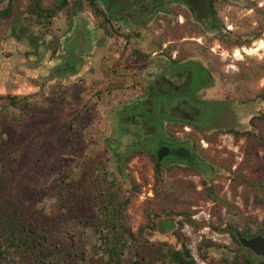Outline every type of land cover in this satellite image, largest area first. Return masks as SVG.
I'll return each instance as SVG.
<instances>
[{
	"label": "rangeland",
	"instance_id": "374dc122",
	"mask_svg": "<svg viewBox=\"0 0 264 264\" xmlns=\"http://www.w3.org/2000/svg\"><path fill=\"white\" fill-rule=\"evenodd\" d=\"M37 2L49 10L61 0H14L10 14L0 21V177L6 196L22 200L26 208L38 215L62 218L77 198L93 197L109 188L119 199H131L126 213L134 235L157 219L158 230L168 232L151 231L149 237H164L162 240L168 243L172 236L184 238L196 264H239L243 256L264 264V256L238 246L229 233L213 229L212 224L218 221L215 204L204 196V182L209 181L233 206L243 238H264V189L238 182L235 174L264 182V147L252 138L235 137L228 130L220 136L209 135L210 142L205 141L208 146H202V155L213 174L205 179L183 167L170 171L172 166L167 165L159 176L164 183L159 185L155 163L149 159L152 150L137 153L139 148L127 146L136 134L142 140L148 136L150 142L156 135L155 125L149 124L141 109H130L122 125L109 113L114 104L119 103L122 108L128 101L140 100L141 95L105 94L95 108L97 99L91 91L70 95L65 83H48L47 78H38L40 67L48 62L44 45L41 51L45 55L40 64L35 63L33 53L38 39L48 42L63 35L67 62L76 69L85 66L87 53L81 55L76 50L81 44L89 48L94 39L85 17H77L72 31L66 33L74 22L75 9L82 7L87 12L90 1L69 0L68 7L52 22L35 16L33 8ZM245 6L246 0L228 1L221 14L226 33L209 37L206 47L198 44L196 52L214 59L219 79L224 80L228 128L264 133L263 121L257 122V128L250 124L252 117L264 112V102L255 98L264 88V73L249 82L243 78L248 69L264 62V36L250 47L228 44V33L244 40L258 27L256 13ZM259 7L264 10V0L259 1ZM7 8L8 0H0V11ZM97 36H103L102 32ZM215 93L222 92L215 89L207 96ZM120 146L118 153H124V158L134 154L125 167L129 180L117 171L115 150ZM111 182H115L114 187ZM220 210L227 220L228 207ZM181 213L190 214L201 226L195 227L186 220L179 225L180 217L175 215ZM201 252L206 260L201 259Z\"/></svg>",
	"mask_w": 264,
	"mask_h": 264
},
{
	"label": "flooded vegetation",
	"instance_id": "af4514ba",
	"mask_svg": "<svg viewBox=\"0 0 264 264\" xmlns=\"http://www.w3.org/2000/svg\"><path fill=\"white\" fill-rule=\"evenodd\" d=\"M88 1L87 12L82 7L75 9L74 22L66 33L72 31L77 17H85L94 33L89 48L81 44L76 49L81 55L87 53L85 66L76 69L67 62L63 35L48 42L38 39L35 63H41L44 45L48 54L38 78L65 83L70 95L91 91L97 99L95 108L105 94L141 95L122 108L114 104L109 112L122 125L130 109H141L148 123L155 125L158 137L154 143L136 134L128 149H151L149 159L154 155L157 160L159 150L168 148L169 156L159 163L187 164L203 176L209 166L202 155L205 141L210 142L207 136L228 130V92L214 59L196 51L198 44L206 47L209 37L226 33L221 14L231 0ZM49 10L43 9L40 18L52 22L56 16L49 18L45 12ZM100 31L103 36L98 37ZM215 89L222 93L208 97Z\"/></svg>",
	"mask_w": 264,
	"mask_h": 264
},
{
	"label": "trees",
	"instance_id": "16d2710c",
	"mask_svg": "<svg viewBox=\"0 0 264 264\" xmlns=\"http://www.w3.org/2000/svg\"><path fill=\"white\" fill-rule=\"evenodd\" d=\"M259 1L261 0H246L245 6L256 13L258 27L251 33L250 38L244 40L228 33V44L250 47L254 41L262 39L264 36V10L259 7ZM68 4L69 0H61L58 7L45 12L49 18H52L57 16ZM13 5L14 0H8V8L0 11V21L10 14ZM33 9L35 16L39 17L44 13L39 2L34 5ZM261 73H264V62L248 69L243 78L249 82L253 76L260 77ZM255 98L264 102V88L255 94ZM258 121L264 122V112L252 117L250 124L257 128ZM228 132L234 134L235 137L252 138L264 147V133H255L252 130L240 132L232 127L228 128ZM157 137L156 134L150 140L154 143ZM119 149L121 146L115 150L118 161L117 171L125 180H129L125 176V167L134 154L125 161L124 153H118ZM144 150L147 148L139 149L137 153ZM151 160L155 163L157 183L161 185L164 181L159 176L167 165L159 163L154 155ZM169 166H172L170 171L182 167L191 171L190 168H192L191 166L188 168L187 164ZM204 171L205 179L213 174V169L210 166ZM235 174L238 182H243L256 190L264 189V182L252 181L238 173ZM2 180L0 177V264H196L184 238L178 235L177 238L172 236V241L168 243L162 240L164 237L154 240L149 237L148 234L151 231L155 234L168 232L158 230L157 219L142 226L137 235H134L130 231L126 213L131 199H119L109 188L101 190L93 197L77 198L76 204L69 206L68 211L65 210L67 213H63L62 218H53L42 214L38 215L35 210L26 208L27 206L22 200L18 202L8 198L7 193L3 192ZM114 183L111 182L112 187L115 186ZM204 184L206 186L204 196L215 204L218 218V221L212 224L213 229L229 233L238 246L243 245L241 239L244 236L238 231V221L235 219L237 215L233 214V206L218 194L216 188L209 181H205ZM222 206L228 207L229 217L227 220L223 219L221 215L220 208ZM175 216L180 217L178 223L181 226L185 220L195 227L201 226L188 213ZM157 218H159L158 215ZM212 245L217 246L216 244ZM224 248L228 247L224 246ZM199 249L201 250V248ZM202 252L200 257L202 260H206V256ZM239 264L257 263L254 259L243 256Z\"/></svg>",
	"mask_w": 264,
	"mask_h": 264
},
{
	"label": "water",
	"instance_id": "95a60500",
	"mask_svg": "<svg viewBox=\"0 0 264 264\" xmlns=\"http://www.w3.org/2000/svg\"><path fill=\"white\" fill-rule=\"evenodd\" d=\"M169 154L170 149L161 148L157 154V161L162 162ZM241 242L245 248L250 249L256 256H264V238L261 236L251 239L242 238Z\"/></svg>",
	"mask_w": 264,
	"mask_h": 264
}]
</instances>
